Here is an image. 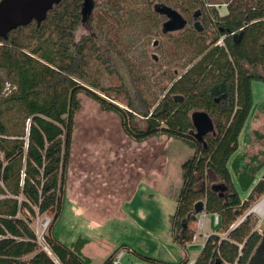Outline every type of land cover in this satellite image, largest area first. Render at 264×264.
Segmentation results:
<instances>
[{
	"label": "trees",
	"instance_id": "trees-1",
	"mask_svg": "<svg viewBox=\"0 0 264 264\" xmlns=\"http://www.w3.org/2000/svg\"><path fill=\"white\" fill-rule=\"evenodd\" d=\"M196 2L187 10L193 26L192 58L155 103L139 87L144 77H136L131 63L111 45L105 51L109 56L100 52L99 57L117 75V91L125 95L127 108L80 82L88 64L87 44L94 49L96 44L91 36L76 41L75 32L90 11L93 15L95 0H78L72 10L61 12L59 37L65 42L58 51L49 42L27 51L20 38L27 28L11 32L8 41L0 39V264H92L82 256L84 240L67 247L52 235L62 211L81 95L99 105L101 113L116 115L125 135L138 143L165 137L193 149L195 155L181 167L174 240L182 247L194 242L198 222L192 216L195 204L204 201L206 213L217 215L219 224L194 264H249L263 239L256 230L259 220L249 214L234 228L264 198V149L253 156L247 152L253 135L262 137L250 124L256 113H264V101H254L252 84L264 83V0H230L226 14L209 3L214 6L209 23L202 13L204 3ZM103 8L119 21L128 12L121 0H107ZM150 15L153 28L164 20ZM44 23H36L32 31L39 38ZM209 27L214 36L208 42ZM99 33L103 37L104 31ZM197 111L207 112L215 122L206 147L194 137L191 115ZM210 173L212 183L229 188L224 195L207 186ZM38 217H52L45 236L52 256L37 243L32 225ZM134 255L145 264H168ZM103 264L117 263L111 256Z\"/></svg>",
	"mask_w": 264,
	"mask_h": 264
},
{
	"label": "rangeland",
	"instance_id": "rangeland-1",
	"mask_svg": "<svg viewBox=\"0 0 264 264\" xmlns=\"http://www.w3.org/2000/svg\"><path fill=\"white\" fill-rule=\"evenodd\" d=\"M77 1L63 0L61 6L59 5L60 8L53 9L59 12L55 16L52 10L51 15L49 14L44 21L42 38L32 32L36 23L28 26L20 34L27 51L33 52L40 47L45 48L47 42L58 51L60 43L65 42L64 38L59 37V16L63 11L72 10ZM105 1L107 0H95L96 8L93 15L90 11L75 32L76 41L91 36L96 44V49L91 47V44H87L85 54L88 64L85 76L80 82L109 99L108 101L127 108L125 95L117 91L120 85L117 75L112 70L109 71L108 68L111 67L109 63L103 62L99 57L100 52L107 51V45H111L131 63L136 77H144L145 80L139 83V87L145 98L151 103L157 102L171 87L172 79L182 74L192 58L190 44L193 26L188 23L181 32L162 34V23L153 28L151 15H148H157L154 12L155 4L165 3L191 21L187 10L198 2L196 0H121L128 12H124L119 21L107 14L103 8ZM201 2L204 3L202 13L207 14L205 17L209 23L208 17L211 18L212 7L216 6L221 14H226L230 0H201ZM209 3L216 4L212 6ZM201 24L205 23L201 21ZM102 30L103 37L99 33ZM205 34L208 42L213 39L214 34L210 27ZM219 44H222V40ZM105 53L109 56L108 52ZM252 84L254 101L259 104L264 101V83L254 80ZM81 99L83 109L75 119L71 158L67 170L68 182L66 181L67 186L64 187L63 200L66 202L62 218L57 221L59 223L55 236L59 237L67 247L78 240H84L86 244L83 254L92 257V264H103L114 252L119 254L122 251L120 249H125L126 246L134 252L168 264L196 259L206 240L205 234L215 231L214 226H210L212 217L198 215V223L194 225L198 233L197 241L185 247L174 240L172 223V217L177 211L176 198L183 184L181 167L185 161L195 155L193 149L182 140L165 137L138 143L123 132L124 143L120 142V145L123 148H130L134 144L135 156L138 160L137 172L141 173V177L137 178L133 187L132 167L128 165L131 154L126 152L127 149H124L125 153L120 152V162L112 170L111 165L107 164L110 162V157L107 156L109 154L105 151L108 146L105 147L100 143L106 139H103L102 130L119 131L117 117L100 118L99 105L85 95H81ZM250 125L251 131L262 136L259 139L253 135L252 143L247 147V152L253 156L264 149V113H256ZM111 137L114 138L115 134ZM111 137L108 139L110 142L108 145L113 143ZM84 138H88L87 141L93 142L94 146L100 145L101 148L91 150L85 159H80L82 147L85 145ZM141 145L150 150L152 162L151 174L149 172L148 175L144 172L149 169L145 168L143 153L138 150L143 149L140 148ZM146 154H149L148 150ZM120 174L131 175L128 181L121 185V190L118 189ZM213 179L215 177L210 173L208 187L222 184V182L212 183ZM69 186L74 188V193L69 192ZM134 188L137 193L134 192ZM87 201L92 208L91 213L82 215ZM253 216L259 220L256 230L263 237L264 217L256 214ZM45 218L41 217L33 221L32 227L36 232H43L41 224ZM200 219L205 223V227H200ZM45 234L47 235L48 231ZM124 252L127 254V259L123 264H145L132 253Z\"/></svg>",
	"mask_w": 264,
	"mask_h": 264
},
{
	"label": "water",
	"instance_id": "water-1",
	"mask_svg": "<svg viewBox=\"0 0 264 264\" xmlns=\"http://www.w3.org/2000/svg\"><path fill=\"white\" fill-rule=\"evenodd\" d=\"M63 0H0V39L8 41L10 33L19 28H27L33 23L42 24L47 19L49 13L59 6ZM157 13L165 16L167 21L163 24L164 33L181 32L188 26V20L182 13L176 9L163 5L157 8ZM191 120L195 129L194 137L198 142H202L206 147L205 138L208 135L215 134V122L205 111H197L191 115ZM215 193L224 195L228 191V187L222 183L212 186ZM206 212L204 201L195 204L194 215L192 218L198 220V215ZM251 213H248L240 220L236 229L243 220ZM249 264H264V236L254 256Z\"/></svg>",
	"mask_w": 264,
	"mask_h": 264
},
{
	"label": "crops",
	"instance_id": "crops-1",
	"mask_svg": "<svg viewBox=\"0 0 264 264\" xmlns=\"http://www.w3.org/2000/svg\"><path fill=\"white\" fill-rule=\"evenodd\" d=\"M99 107V106H98ZM99 111H100V109H99ZM100 114H101V116H100V118H111V117H117L116 115L114 116V115H112V114H105V113H101L100 112ZM117 119H118V117H117ZM118 121H119V119H118ZM102 132H103V134L102 133H100V134H102V136H103V139L104 138H106L105 140H102L100 143H103L102 145H105V147L106 146H108V147H106V149H105V151H106V153L107 154H109V155H107V156H109L110 157V162H107V164L108 165H111V167H112V170L114 169V167L116 166V164L117 163H119L120 162V156H119V153L120 152H123V153H125L124 152V149H127V153H129V154H131V157L129 156V158H128V160H129V163H128V165L129 166H131L132 168H131V173H132V180H133V187H134V185L136 184V182H137V178L138 177H141V173H138L137 171H138V165H137V162H138V160H136V156H135V147H134V144L132 145V146H130V148L129 147H122V145H120V142H123V139H122V134H123V131H122V128H121V122L119 121V131L118 132H111V130H107V129H105V130H102ZM114 135L115 134V137L114 138H112L111 137V135ZM109 137H111L112 139H113V143L111 144V145H108L110 142H108L109 140ZM87 139L88 138H84L83 140H84V146L82 147V150H81V154H80V159H85V156H87V155H89L90 154V151L92 150V151H94V150H97V149H100L101 148V146L99 145V146H94V144H93V142L92 143H90L89 141H87ZM154 139H156V138H154ZM152 140V139H151ZM124 143V142H123ZM124 145V144H123ZM87 146V147H86ZM142 147H140V148H143V149H138L139 150V152H141V153H143V162H144V165L146 166L145 168H147V169H149V171H144L145 172V175H148V173L150 172V174H151V155H150V150L149 149H147V147H144V145H141ZM91 148V149H90ZM147 150L149 151V154H146V152H147ZM140 158H142V156H140ZM125 159H126V157H125ZM118 166H119V164H118ZM118 172H119V168H118ZM121 173V172H120ZM131 175H129V176H127L126 174H125V176L123 175V176H121V174H120V176H119V182H118V189H120L121 190V185L122 184H124V182L125 181H128V179H129V177H130ZM125 178V179H124ZM67 182H68V180H67ZM67 186V185H66ZM69 188V192H73L74 193V188H72V186H69L68 187ZM68 188H66V189H68ZM136 188H134V192H136V190H135ZM137 193V192H136ZM70 195H71V193H70ZM71 198V196L69 197V199ZM67 199V198H66ZM109 200V199H108ZM65 202H66V200H65ZM65 202H64V200H63V203H62V207H61V209H62V211H61V214H60V217L59 218H62V214H63V211H64V206H65ZM86 202V201H85ZM78 203H81V202H79L78 201ZM91 209L92 208H90V204H89V201H87V206L86 207H84L83 208V211H84V213L82 214V215H84V214H87V213H91ZM109 209V208H108ZM205 213L206 212H204L202 215L204 216L205 215ZM205 216H211V215H208L207 213H206V215ZM212 217V222H213V216H211ZM59 220V219H58ZM57 220V221H58ZM109 222H111V221H109ZM211 222V221H210ZM210 223V226L211 225H213V226H215V224H214V222L213 223ZM59 223V222H58ZM57 222L54 224V228H53V230H52V235L60 242V243H62L61 242V239L59 238V237H57V236H55L56 235V232H57V228H58V226H57V224H58ZM204 227H205V223H204ZM205 234V233H204ZM211 234H213V233H209V234H205V238H206V240H207V238L211 235ZM204 236V235H203ZM197 237H198V233L196 234V236H195V240H194V242L193 243H191V244H189V245H193V244H195L196 243V241H197ZM206 240H205V242H206ZM205 242H204V244H205ZM62 244H64V243H62ZM204 244H203V246H204ZM73 245V244H72ZM71 245V246H72ZM66 246V245H65ZM85 250V247H84V249H83V251H82V256L84 257V258H87V259H90L91 260V262L93 261L92 260V257L91 256H84V251ZM120 250H122V251H126V252H130V253H132L133 254V256L135 257V258H137L135 255H134V251H132L131 250V248H129V247H125V249H120ZM115 253V252H114ZM113 253V255L112 256H114V258H116L117 257V255L118 254H114ZM118 253V252H117ZM141 254V253H140ZM142 255H144V254H142ZM198 257H199V255H198ZM197 257V258H198ZM123 259L121 260V264H123V261L125 260V259H127V254H125L123 257H122ZM197 258L196 259H194V260H190V262H195L196 260H197ZM129 262H130V260H129Z\"/></svg>",
	"mask_w": 264,
	"mask_h": 264
},
{
	"label": "built area",
	"instance_id": "built-area-1",
	"mask_svg": "<svg viewBox=\"0 0 264 264\" xmlns=\"http://www.w3.org/2000/svg\"><path fill=\"white\" fill-rule=\"evenodd\" d=\"M0 46H1V43H0ZM10 89H11V88H10V86L8 85L6 91H7L8 93H10V92H11ZM263 202H264V198H263V199H262L257 205L254 206V208L250 211V213H251V214H256V215L259 216V217H264V215L261 216V215L258 213V211H257V207H258L259 205H261ZM205 215H206V213H205ZM205 215H204V216H205ZM38 218H40V217H38ZM199 222H200V223H199V224H200V227L202 228V227L204 226V222H203L201 219L199 220ZM213 222H214L215 226H217V225L219 224V218H218L217 215H214V216H213ZM51 223H52V217H46V218L43 220L42 224H41V227H42V229H43V232H42V233L39 232V231L36 232L37 243H38V244L41 246V248H42L46 253H48L50 256H52V253H51V251H50V249H49L48 244H47L46 241H45V236H46L45 233H46L47 231H49ZM125 254H126V253H125L124 251L119 252V254L117 255V257L115 258L117 264H119V263L121 264V260L123 259L122 257H123ZM194 263H195V262H190L189 264H194Z\"/></svg>",
	"mask_w": 264,
	"mask_h": 264
},
{
	"label": "flooded vegetation",
	"instance_id": "flooded-vegetation-1",
	"mask_svg": "<svg viewBox=\"0 0 264 264\" xmlns=\"http://www.w3.org/2000/svg\"><path fill=\"white\" fill-rule=\"evenodd\" d=\"M163 5H167V4H165V3H163V4H155V6H154V12L159 16V18H164V20H163V22H162V34H163V24L167 21V18L163 15V16H161L159 13H157V8L159 7V6H163ZM188 20V19H187ZM188 23H189V20H188ZM164 34H168V33H164ZM170 34V33H169Z\"/></svg>",
	"mask_w": 264,
	"mask_h": 264
},
{
	"label": "bare ground",
	"instance_id": "bare-ground-1",
	"mask_svg": "<svg viewBox=\"0 0 264 264\" xmlns=\"http://www.w3.org/2000/svg\"><path fill=\"white\" fill-rule=\"evenodd\" d=\"M262 204H263V205H262ZM262 204L259 205V206L257 207V211H258V213H259L261 216L264 215V208H263V206H264V202H263Z\"/></svg>",
	"mask_w": 264,
	"mask_h": 264
}]
</instances>
